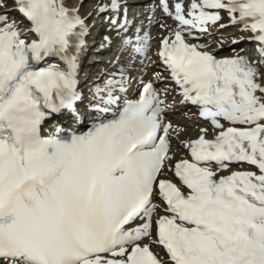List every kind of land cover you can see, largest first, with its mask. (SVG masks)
<instances>
[{
    "label": "snow or ice",
    "instance_id": "snow-or-ice-1",
    "mask_svg": "<svg viewBox=\"0 0 264 264\" xmlns=\"http://www.w3.org/2000/svg\"><path fill=\"white\" fill-rule=\"evenodd\" d=\"M14 6L30 27L0 13V264H165L153 245L169 264H264V71L194 42L226 12L264 58V0H192L187 10L161 0L181 26L161 40L162 64L184 101L220 130L208 140L202 129L185 145L192 160L171 167L172 125L162 124L167 106L153 83L86 134L42 137L52 116L76 115L89 30L65 0ZM120 8L114 0L112 10ZM126 43L144 54L148 41L137 34ZM57 57L63 66L51 63ZM117 91H126L123 73L96 87L93 110L109 111L100 105L116 104ZM232 165L257 171L220 175ZM156 198L166 214L153 221Z\"/></svg>",
    "mask_w": 264,
    "mask_h": 264
},
{
    "label": "rangeland",
    "instance_id": "rangeland-1",
    "mask_svg": "<svg viewBox=\"0 0 264 264\" xmlns=\"http://www.w3.org/2000/svg\"><path fill=\"white\" fill-rule=\"evenodd\" d=\"M66 2H67V4L72 5L71 6L72 8L75 7V5H77V8L79 9V11L82 14V16L89 20L88 22L91 23L90 25H92V26L96 25L97 28L100 27V25H97V24L100 23L102 20H104L103 16L106 14V12H101L100 9L101 8H109V0H66ZM140 4H141V6L143 8V10H141L142 12L144 10H146V8H148V6H151V5L154 6L153 5V1L146 2V0H143ZM151 12L153 13L154 10L152 9ZM0 13L8 14L9 19L10 20H15L17 23L19 21L22 22V20H23V17L16 10V8L14 6V0H5V6L4 7H0ZM147 23H150V21H147ZM106 27L107 26H101L102 29H105ZM157 31H158V29H157ZM155 32H156V30H155ZM222 32H223V34L215 35L213 37L212 41L215 42V45L220 46L223 49L224 52L234 51V49L237 50L238 45H232L231 44V42L236 37L238 38V36H239V33H238L237 29L234 28V25H227L222 30ZM88 41H89V39H88ZM96 41L98 43L96 45H95V41H92L91 43L94 46H98V45L104 46V44H105L103 42L104 41L103 38L101 40L100 37H97ZM248 44H251V43H248ZM116 45H118V43H115V45H113V46H115V48L117 47L118 50L120 49L119 51L122 52V50H121L122 49V45L121 44H119L118 46H116ZM245 45H247V43L242 45V46H245ZM247 48L243 47L242 49L246 50ZM109 52H110V49L109 50L107 49L105 52H103V53H107L106 54L107 56H106L105 59H107L109 63L105 64L104 66H101L100 70H99L100 65L98 67L95 66V69L92 70L91 74H87L85 72L86 73L85 81H87L88 83H93L96 80H100L101 79L100 77L107 78L109 76V74L112 72V69H111L110 65L114 64L113 66H118L117 63H116L117 62V52H111L110 54H109ZM110 62H111V64H110ZM151 63H153V60H152ZM98 64L99 63H97V65ZM98 70L100 72V76H99V74H97ZM178 118H180V117H178ZM180 119H181V121H183V123H185V121L187 120L186 118H183V117H181ZM191 131L195 132V128L192 127Z\"/></svg>",
    "mask_w": 264,
    "mask_h": 264
},
{
    "label": "bare ground",
    "instance_id": "bare-ground-1",
    "mask_svg": "<svg viewBox=\"0 0 264 264\" xmlns=\"http://www.w3.org/2000/svg\"><path fill=\"white\" fill-rule=\"evenodd\" d=\"M69 7V6H68ZM70 9H77V5H75V7H69ZM161 9H157L156 11H155V15H157L158 16V19L159 20H164L165 22L166 21H168L167 19H165L164 17H163V14L161 13V11H160ZM21 22V21H20ZM24 22V21H23ZM21 27L23 28V29H27L28 27H30V22H25V23H21ZM235 28V27H234ZM236 29H238L239 30V32H241L242 30H241V28H240V26H238L237 25V28ZM238 32V33H239ZM163 34H166V32H164ZM240 34V33H239ZM240 36H242V35H240ZM32 36H30V38H31ZM32 38H34V37H32ZM155 40V39H154ZM154 40H152L153 41V43L151 44V51L152 52H150V55H152L151 53H154L153 51H154V46L155 45H157V43H156V40L154 41ZM203 43H205V41L203 40ZM87 46L88 47H86V51L85 52H83L82 53V56L83 57H81L80 58V60H79V64H81V65H85V64H87V63H85L86 62V60H85V58L87 57V54H91V52H89V53H87L86 55H85V53L89 50V48H90V44H89V42H87ZM252 46H255V43L252 45ZM84 49V48H83ZM139 55V54H138ZM141 55H143V54H141ZM154 56H153V58L152 57H150V59L152 58V60H153V63H149L150 61H148V59H147V61L142 65L140 62L141 61H138L136 64H138V65H140V66H144V69H143V71H148L149 70V68H150V66H158L160 69L162 68V66H160V65H158V58L156 57V55L155 54H153ZM84 58V61H82V59ZM98 61V62H97ZM97 63H99V60H96V61H94L92 64H91V66L90 67H88V69H87V72H88V74H91V72H92V70L93 69H95V66H97ZM81 67H83V66H81ZM261 70L262 71H264V63L261 65ZM143 71H142V73H138V74H136L137 76V78H135L134 79V84H136V83H140V82H143V83H146L145 82V78H143L144 76H142V75H144V73H143ZM120 73H125V71L123 72V71H116V75H119ZM126 74V73H125ZM114 74H112V76H113ZM142 76V77H141ZM125 77H127V74L125 75ZM80 78V77H79ZM101 78V77H100ZM108 80V79H107ZM107 80H103V82H96L95 84H94V88H96L97 86H100V87H104L105 85H106V81ZM177 93H178V91L175 89L174 91H173V93H172V95L173 96H175V95H177ZM179 106H181L182 108L183 107H185V103L184 102H179V104H178ZM180 107V108H181ZM193 116V115H192ZM175 130H178V129H176V128H174V131L173 132H175V133H178V131H175ZM194 132V131H193ZM182 134H183V132H182ZM195 136V135H194ZM188 140V138L186 139V141ZM171 141V140H170ZM185 144V143H184ZM177 149H174L173 148V150L172 151H170V156L171 157H173V159L171 160V161H174V157H175V153H176V155H180V158H184V145L182 146V143L181 142H179L178 144H177V147H176ZM170 161V162H171ZM169 165V164H168ZM145 243H147V241H145ZM161 252H159V254H160Z\"/></svg>",
    "mask_w": 264,
    "mask_h": 264
}]
</instances>
